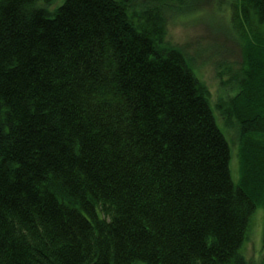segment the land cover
<instances>
[{"label": "trees", "instance_id": "16d2710c", "mask_svg": "<svg viewBox=\"0 0 264 264\" xmlns=\"http://www.w3.org/2000/svg\"><path fill=\"white\" fill-rule=\"evenodd\" d=\"M55 2L0 0V264H264V0ZM224 2L242 62L214 107L238 124L236 181L210 90L166 39Z\"/></svg>", "mask_w": 264, "mask_h": 264}, {"label": "rangeland", "instance_id": "374dc122", "mask_svg": "<svg viewBox=\"0 0 264 264\" xmlns=\"http://www.w3.org/2000/svg\"><path fill=\"white\" fill-rule=\"evenodd\" d=\"M61 2L62 0H56L53 5ZM213 5L201 6L202 10L198 13L176 14L171 17L167 21L166 39L181 47L188 56L192 57L199 78L210 90V101L216 124L230 145V171L231 174L233 173V180L236 181L238 124L225 125L214 104L218 96L225 93L232 94L231 87L226 85L228 74L224 68L229 66L236 72V69L241 66L242 55L238 41L225 28V25L228 26L229 19L228 3L224 2L217 6V9ZM243 252L247 259L256 263L259 262L263 253L262 213L259 210L252 217L251 229Z\"/></svg>", "mask_w": 264, "mask_h": 264}, {"label": "bare ground", "instance_id": "6f19581e", "mask_svg": "<svg viewBox=\"0 0 264 264\" xmlns=\"http://www.w3.org/2000/svg\"><path fill=\"white\" fill-rule=\"evenodd\" d=\"M233 174V173H232ZM232 174H231V176H232ZM234 176V175H233Z\"/></svg>", "mask_w": 264, "mask_h": 264}]
</instances>
